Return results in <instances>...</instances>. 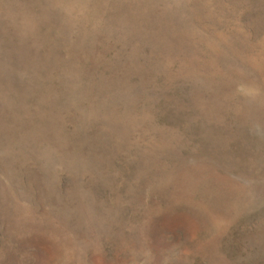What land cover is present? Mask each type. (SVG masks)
<instances>
[{
	"label": "rangeland",
	"instance_id": "1",
	"mask_svg": "<svg viewBox=\"0 0 264 264\" xmlns=\"http://www.w3.org/2000/svg\"><path fill=\"white\" fill-rule=\"evenodd\" d=\"M0 264H264V0H0Z\"/></svg>",
	"mask_w": 264,
	"mask_h": 264
}]
</instances>
